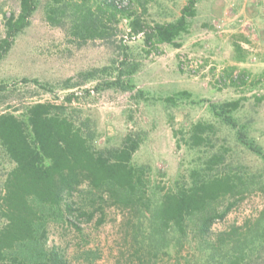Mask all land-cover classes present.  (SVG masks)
<instances>
[{
	"label": "rangeland",
	"instance_id": "1",
	"mask_svg": "<svg viewBox=\"0 0 264 264\" xmlns=\"http://www.w3.org/2000/svg\"><path fill=\"white\" fill-rule=\"evenodd\" d=\"M186 1L38 0L29 23L0 61V84L6 85L0 90V112L32 101L59 103L73 92L71 105L80 110L79 118L95 124L96 145H118L125 134H140L132 160L150 170L146 184L159 192L176 179L186 180L190 169L212 152H222L224 160L209 171L229 172L244 188L220 195V209L230 200L235 204L212 225L210 241L220 231L256 219L264 209L263 159L238 142L234 129L210 110L211 104L238 99L231 114L264 152V0H199L179 47L161 43L148 48L123 15L134 12L149 23L171 21ZM18 7L19 0H0V38L5 17ZM49 7L55 13L52 20ZM86 13L94 22L91 35L74 27ZM120 61L136 67L128 76L130 90L104 86L116 73L112 66L124 70ZM103 66L109 69L100 71ZM23 78H36L47 89ZM179 92L175 103L164 100ZM198 121L214 128L205 144L194 147L187 137ZM9 166L0 153V181ZM121 216L120 209L107 208L102 225L94 217L80 223L81 232L72 224H51L47 245L58 246L69 264H205L193 236L175 247L169 237L168 245L149 257L139 254Z\"/></svg>",
	"mask_w": 264,
	"mask_h": 264
},
{
	"label": "trees",
	"instance_id": "2",
	"mask_svg": "<svg viewBox=\"0 0 264 264\" xmlns=\"http://www.w3.org/2000/svg\"><path fill=\"white\" fill-rule=\"evenodd\" d=\"M37 1L19 0L17 13L5 17L0 61L29 23ZM198 1L187 0L179 16L166 22L149 23L134 12L123 15L148 48L161 43L179 47L178 38L187 31ZM54 14L49 7L47 18L54 19ZM87 14L75 23V31L96 33L90 27L93 19ZM120 64L124 70L112 66L111 72L116 73L105 80L104 86L130 90L133 86L128 76L136 67L123 61ZM108 69L103 66L100 71ZM23 81L47 89L36 78ZM5 88L6 85L0 84V90ZM178 94L164 100L175 103ZM72 99L74 94L69 92L59 103L32 101L21 108L12 106L0 112V153L10 163L0 181V264H69L58 246L47 245L50 225L68 223L81 232L80 223L90 222L94 217L95 224L102 225L110 207L122 211L123 229L138 253L143 252L146 257L166 247L169 237L174 239L175 247L193 236L201 247L205 264H264V209L256 219L220 231L213 240L206 239L212 225L223 219L235 204L233 199L220 209L217 207L220 195L244 188L237 186L236 176L229 172L218 175L209 171L224 160L222 152H212L200 166L190 169L186 180L176 179V184L159 192L157 186L146 184L150 170L132 160L141 142L140 134L127 133L118 145H96L93 120L79 118L80 110L71 105ZM239 103L234 99L211 104L210 110L234 129L238 142L264 161L262 148L246 137L231 114ZM213 128L207 122L192 124L188 144L194 147L205 144L207 133Z\"/></svg>",
	"mask_w": 264,
	"mask_h": 264
},
{
	"label": "crops",
	"instance_id": "3",
	"mask_svg": "<svg viewBox=\"0 0 264 264\" xmlns=\"http://www.w3.org/2000/svg\"><path fill=\"white\" fill-rule=\"evenodd\" d=\"M241 48V47H240Z\"/></svg>",
	"mask_w": 264,
	"mask_h": 264
}]
</instances>
